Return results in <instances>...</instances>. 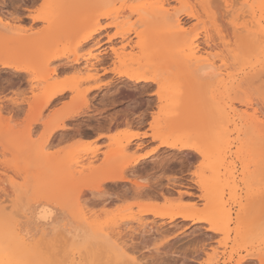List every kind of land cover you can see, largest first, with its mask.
I'll use <instances>...</instances> for the list:
<instances>
[{
	"label": "rangeland",
	"instance_id": "1",
	"mask_svg": "<svg viewBox=\"0 0 264 264\" xmlns=\"http://www.w3.org/2000/svg\"><path fill=\"white\" fill-rule=\"evenodd\" d=\"M160 1L0 0V239L27 234L21 252L35 264H235L241 256L264 264V168L255 167L264 159V69L255 74L249 53L228 56L221 45L214 22L240 43L222 0ZM176 15L186 32L177 40L200 44L182 69L183 59L165 54L174 35L161 33ZM90 27L103 30L85 41ZM205 64L220 73L215 83L199 73ZM226 126L231 152H210ZM141 157L149 158L135 165ZM222 164L233 172L215 182L232 208L229 236L213 232L224 224L200 188ZM118 177L126 181H109ZM45 207L54 211L49 224L37 218ZM101 229L119 236L105 240Z\"/></svg>",
	"mask_w": 264,
	"mask_h": 264
},
{
	"label": "bare ground",
	"instance_id": "2",
	"mask_svg": "<svg viewBox=\"0 0 264 264\" xmlns=\"http://www.w3.org/2000/svg\"><path fill=\"white\" fill-rule=\"evenodd\" d=\"M102 1H105V0H93V2H97V3H103ZM222 1L225 4V6H223V7L224 8L226 7V10H227L226 12L224 11L225 15L227 14L229 17L233 16V21H232V19H231V21L233 22V26H234L233 27L234 31H235L234 34H235V36L239 37L238 39L237 38L236 39H237V42L240 41V43H238L239 44L238 45L236 42H235L236 44H234V42L233 43L231 42L232 39L235 38V37H232V39H231V36H230L231 33L229 35L231 40L227 39V36L226 35L224 36V34H223L225 32H223L222 29H219V25H217L216 22H214L213 25L215 28H217L218 40H220L221 45H223V47H225L227 49L226 52H228V56L232 55L233 53H235L236 51L241 50V49L246 51V53H249L250 57L253 58L252 59L253 70L255 71V74H257V73H259V71H262L264 69V0H253L254 3L252 5H250V7L247 10H245L244 7L246 6V4H248V1H250V0H242L244 2V4H242L243 7L239 8V9H236V5L239 6L238 3L240 0L239 1L238 0H222ZM167 2H168V0H161L160 1L161 4H164ZM227 15H226V17H227ZM189 16H191V15H189ZM108 17H109V14H107V13L102 14V18H108ZM191 17H193V16H191ZM222 17H224V15ZM248 17L250 18V20ZM243 18L244 19L248 18V21H244L242 23H239L241 21V19H243ZM84 19H86V16H84ZM230 29L231 28H229L228 30L230 31ZM102 30H103V28H100V27L99 28L90 27L89 29H87L84 32L83 36H84L85 41L91 40L90 39L91 37H93L95 34L100 33V31H102ZM167 32H170V34H173L174 35L173 38L175 40H171V41L165 43V47H164L165 51H166L165 54L166 53H167V55L172 54L174 56H179L181 59H183V61L180 64H178V66L182 69L184 67V65H183L184 61L191 62L196 58L198 51L200 50V44H199V39H198L199 36H194L193 38H190L188 40L185 39L184 42H183V39L177 40V34L182 36L186 33L185 31L183 32L182 20L177 15L175 16V18L173 19V21L170 24H167L161 28L162 34H165ZM137 36H140V34H137ZM205 36H206L205 42L207 43L208 46H210V44L215 41V37H213V35H211V33L209 31L206 32ZM28 45H26V46H28ZM222 62H223V65L226 66L225 58L222 59ZM5 65L8 68H12L15 66V64L13 62L12 63L7 62V63H5ZM25 71H27V70H25ZM199 73L201 75H203L204 77H207L208 79L214 80V83H215V79H217V77L220 76V73H217V70L214 68L213 64L202 65L199 68ZM126 76L130 80H133V83H134V81L136 83H157L156 79H153V78H150L147 76H135V75H133V76L126 75ZM121 77H122V75H121ZM222 82L223 81H219L218 85H220ZM234 82H237V81H234ZM62 94H63V92L59 91L58 93L54 94V97L60 96ZM223 111H226V109H224ZM229 115H230V113H228V115H227V113L225 115H223V117H222V120H224L223 123L226 122L225 120L228 119L227 117ZM257 123H259V122H257ZM226 132L229 134V126H226V128L223 129L222 134L220 133L218 141L213 142L211 144L210 152L219 153L221 155H223V154L227 155L231 152V146H230L231 143L227 142V140L224 136V134L226 135ZM263 132H264V130L259 131V137L261 138L262 141H264V137L261 135V134H263ZM138 137H139L138 133L137 134L133 133L130 140L126 144V147L131 144L132 139L138 138ZM222 145H224V146H222ZM162 146L177 150L178 144L177 143H169V142L165 141V142H162ZM180 149H181V151H183V150L187 151L189 149H195L198 154L203 155V156L206 155V152H203L197 146L183 145L180 147ZM231 155H232V153L228 157H230ZM228 157H226V156L224 157V162L227 161L225 159H228ZM147 158H149V157H147ZM147 158L141 157V159L137 160L135 165L141 163L143 160H145ZM231 163H227V164L230 165ZM228 165L222 164V166L215 168V170L213 171L214 177L211 179L210 184L207 182H206V184L201 183L200 188L204 191H207V193L209 191L207 198H206V201L209 204L210 212L214 215L216 221L224 224L223 228H221V229L214 227L212 229L213 232L214 233L228 234V236H229L230 233L232 232V230L229 228L230 227L229 224L232 223V221H233V219H232V216H233L232 215L233 214L232 208H230V209L228 208L229 203H228V201L225 200L224 192L222 189H220L217 186L219 184L217 182H219L223 176L226 177V176H228V174L229 175L231 174V176L233 175V172H231L228 169L229 168ZM262 165L264 166V159L263 160L261 159L259 163H256L255 167H256V169L259 168L258 170H260V168H264V167H262ZM116 180L124 181V182L126 181V179L124 177L109 179V181H112V182L116 181ZM215 182L217 183V185ZM234 189H235V187H234ZM234 191H237V190L235 189ZM258 193L259 192H256L255 197L259 195ZM181 196H182V194H181ZM250 197H252L251 198L252 202L254 199H255V201H257L259 199V198H257V200H256V198L254 197V194L252 196H249V198ZM37 215H38V217H37L38 222H41L43 224H49L53 221L54 211L52 209L45 207L40 212H38ZM239 215L240 214H238V216ZM191 217L192 216H190L188 214H181V215L175 214V215H172L170 218H171V220H174L175 218H182L185 220H189V219H191ZM81 218L84 222L90 221V218H88L87 215H83ZM199 223H201V222H199ZM142 225H144V224H142ZM116 226H114L113 228H115ZM144 226L146 227V225H144ZM144 226H142V227H144ZM117 227L113 231H116L117 229H119V227L118 228ZM139 227H141V225ZM108 229H110V228H108ZM100 232L102 234H99V235L101 236V238L103 237L105 240L106 239L112 240L114 238V236L116 238H118V236H119V235H117L118 233L116 235H109L107 233H104L105 229H101ZM100 232H98V233H100ZM61 233H64V232H61ZM141 233H142V231H141ZM60 235L63 236V234H59V236ZM66 235L63 237L68 238ZM144 235H145V233H144ZM110 236H113V237L111 238ZM116 238H115V241L117 240V243L113 242V247H114L115 252L122 254V255H126V253H127L126 250L129 251L130 249L127 248V245H125L126 244L125 242L118 243V239H116ZM122 238H123V236H122ZM122 238H121V240H122ZM146 238H147V236H146ZM27 239H29V236L27 234H23L20 231H17L16 233H14L12 236H9V237L3 235L2 238L0 239V264H35V261L28 254L21 252L22 249H25L27 247V244H26ZM62 244H64V243H62ZM95 244H97V243H95ZM98 244H100V243H98ZM65 245H66V243H65ZM104 247H106V246H104ZM242 249H244V248H242ZM133 253H135V252H133ZM260 253H261V251H260ZM45 254H46V252H45ZM53 257H55V256H53ZM137 259L139 260L140 258H137ZM227 259H229V258H227ZM245 259H246L245 256H243V257L241 256V257H239V259H237L235 262L234 261L233 262L235 264H244L247 262ZM258 259L260 261H264V253L260 254L258 256ZM138 260L134 259L131 264H140L139 263L140 261L138 262ZM143 261L144 260H142V262ZM66 262H68V261L66 260ZM66 262L63 261L64 264ZM228 262H232V258H230V261H227V262L225 261L224 264H228ZM71 264H78V263L72 262ZM207 264H214V263H213V261L212 262L209 261Z\"/></svg>",
	"mask_w": 264,
	"mask_h": 264
}]
</instances>
